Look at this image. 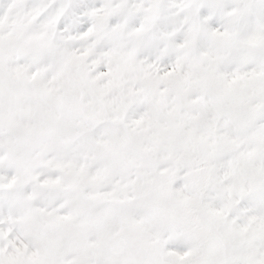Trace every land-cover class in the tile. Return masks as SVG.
Wrapping results in <instances>:
<instances>
[{"label": "snow or ice", "instance_id": "snow-or-ice-1", "mask_svg": "<svg viewBox=\"0 0 264 264\" xmlns=\"http://www.w3.org/2000/svg\"><path fill=\"white\" fill-rule=\"evenodd\" d=\"M0 264H264V0H0Z\"/></svg>", "mask_w": 264, "mask_h": 264}]
</instances>
